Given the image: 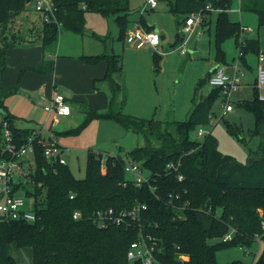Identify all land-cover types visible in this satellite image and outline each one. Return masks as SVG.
<instances>
[{"label":"trees","instance_id":"1","mask_svg":"<svg viewBox=\"0 0 264 264\" xmlns=\"http://www.w3.org/2000/svg\"><path fill=\"white\" fill-rule=\"evenodd\" d=\"M53 1L61 27L54 21L44 22L41 17L43 24L40 32L35 34V28H30L31 36L22 42L25 37L12 35L10 27L30 3L26 0H0V116L10 122L19 142L32 130L16 126V117L9 112L6 98L20 91L22 75L26 70L50 72L54 69V60L45 63L43 59L42 65L23 69L17 84L7 87L2 84V79L8 66V49L40 43L44 55L55 52L62 31L85 33V12L89 10L104 16L114 15L119 25L120 40H126L132 26L130 0ZM165 1L170 11L184 16V20H178L179 28L192 12L197 11L204 13L202 25L210 24L213 10L206 9L208 4L219 10L215 25V59L218 63H228L223 44L230 38L235 39L241 52L238 56L240 62L248 66V55L258 56L264 52V42L260 37L249 36L248 32H244L245 25L229 17L234 0ZM242 9L257 14L259 31L264 26V0H244ZM135 22L147 30L153 29L143 15ZM182 41L180 29L176 43ZM161 57L154 51L156 66H159ZM79 58L92 64L106 60L108 68L104 79L111 81L114 94L122 90L114 78L116 72L123 68L122 55L104 51ZM210 76L211 73L208 81ZM254 89L251 99L239 102L255 116V126L250 135L260 137L258 148L246 163L224 154L212 131L202 141L190 138V131L198 124L210 123V109L215 98L221 94V88L213 87L201 99L194 98L189 117L178 123L177 136L168 129L162 130L159 120L112 110L111 101L104 108L83 104L85 117L81 125L63 134L80 132L95 118L114 119L127 130L141 132L147 139L154 136L160 138L161 145H138L125 156L108 154L106 172L101 170L103 152L90 150L86 175L78 178L67 164L48 161L41 140L37 141L35 167L28 181L36 188L37 220L34 223L23 220L0 223V264H17L11 252L13 243L33 248V264H143L141 261L131 263L127 257L131 242L139 237L141 231L159 239V264H220L218 250L233 246L248 249L258 236L263 235L264 238V101L259 99L256 86ZM124 104L123 99L121 105ZM232 129L237 134L242 130L238 125L232 126ZM128 161L138 162L143 169H147L149 182L136 186L125 171ZM170 163L178 169L169 168ZM179 174L183 175V179L179 180ZM27 194L31 195L28 191ZM137 203L147 204V209L142 212L140 221L131 226L101 228L93 222L92 214L96 210H120ZM75 210L82 211L83 218L75 219ZM219 210L221 213L218 215ZM179 219L183 220L182 223L174 222ZM231 228L235 229L233 238L223 241V236ZM213 239L221 241L212 242ZM181 255L187 258L181 259ZM261 255H264V249ZM225 264L245 263L233 261Z\"/></svg>","mask_w":264,"mask_h":264},{"label":"rangeland","instance_id":"2","mask_svg":"<svg viewBox=\"0 0 264 264\" xmlns=\"http://www.w3.org/2000/svg\"><path fill=\"white\" fill-rule=\"evenodd\" d=\"M146 1H129L130 8L132 9L129 14L132 20L130 29L135 27V20L140 19ZM239 3V0H234L229 11V17L232 20L241 22L243 25L249 26L251 31L248 32V35L259 36L261 41L264 42V26L260 27L258 31L257 14L245 9L239 12L236 9L239 7ZM35 13L36 11L32 5L29 4L28 8L12 23L10 27L12 35H23L25 39L22 42L26 41L31 36L29 34V24L31 22L26 21V19L34 17ZM212 13L211 23L196 27L195 32L189 37L187 53L182 54L179 48L181 42L176 43V39L177 33L183 27L182 25L179 28L178 20H184V16L170 11L169 5L165 0H158V5L155 8L148 7L143 11L142 15L146 22L149 25L156 26L161 36H165V38H161L159 50L168 53L165 55L161 54L162 59L159 62V66H155L154 64V49L152 47L145 45L142 48H138L134 44L128 43L127 40L123 41L118 38L119 25L114 15L104 16L98 11H86L84 34L67 30L62 31L60 36L61 38L63 36L68 42V48L76 44V38H79L81 41L84 38L87 51L94 54L106 51L122 55L124 66L121 71L115 74L117 81L122 84V90L115 93L116 96L112 102L113 106L111 105V109L114 111L122 110L125 113L128 111L142 113L140 112L141 107L135 110V106H138L136 100L142 97L141 94L143 93V99L145 100L146 98L147 104L148 102L152 104V112L148 114V109L145 112L148 115L146 119L154 118L155 120H159L162 130L168 129L174 133V136H177L178 123L189 117L188 112L193 107L194 98L199 99L202 95L209 94L214 87L208 81L210 69L216 62L215 25L217 11H213ZM35 22H38V19ZM194 44L196 45V50L191 51ZM31 46H34V44L18 45L16 47L30 48ZM223 46L230 60L239 52L234 38L227 39ZM255 58L251 61L250 66L244 63L240 64V69L245 75L242 78L241 87L231 95L230 104L233 105V110L225 112V96L221 92L213 101L210 109L213 124H198L190 131V138L200 141L203 140V138L198 137L200 129L212 131L213 135L218 139L221 151L224 154L233 156L241 163L248 161L250 155L254 153L260 143L258 135H250L251 130L255 126L254 114L243 105H239V102L251 99L254 95L255 85L253 88L252 85L246 82L250 79L254 80L253 73H256V75L258 73L256 55ZM43 82L45 80H42ZM108 84L110 85L108 82L102 84L107 90L106 92L101 91V93L109 95L112 99L114 95L111 92V86ZM102 88L105 89L104 87ZM123 99L127 103L125 108L121 105ZM27 100L24 95H19L18 93L7 97L6 105H12L10 108L16 109L14 107L15 104L25 106ZM81 109H73L70 116L62 118L60 123L57 122L54 130L64 133L67 130L76 129L81 125L85 117L84 107L82 106ZM44 112L48 116L45 110ZM51 120L52 118H50L49 123H51ZM15 124L18 127L31 125L28 119L21 117L15 121ZM235 125L242 128L239 134L235 133L232 129V126ZM59 137L61 144L69 148V152L66 154L67 165L78 178H83L86 175L87 158L90 150L101 151L106 155L108 153H115L125 156L128 151L138 145H145L147 143L159 146L162 143L160 138L154 136L147 139L141 132L127 130L114 119L102 118H95L90 121L80 132L74 134L67 133V135L62 134ZM32 164L35 167L33 158ZM143 173L148 174L149 171L144 169ZM127 176L131 177L132 174L127 173ZM17 194L25 198L27 208L32 209L35 207L36 199L34 194H27L24 186L17 189ZM220 213L221 210L218 211V215ZM261 213H263L262 210ZM262 236L257 238L248 249L245 246H233L218 250L217 259L219 263L225 264L240 261L245 264H256L264 249V238ZM219 240L221 241V239H213L212 242ZM11 252L17 264H33L34 252L31 246L19 247L13 243Z\"/></svg>","mask_w":264,"mask_h":264},{"label":"built area","instance_id":"3","mask_svg":"<svg viewBox=\"0 0 264 264\" xmlns=\"http://www.w3.org/2000/svg\"><path fill=\"white\" fill-rule=\"evenodd\" d=\"M239 0L237 10L242 11V2ZM34 10L39 13L44 22L54 21L58 27H61V22L56 17V5L53 0H30L29 2ZM158 5V0H147L143 6L142 12L148 7L155 8ZM206 9L215 10L211 4L206 6ZM204 22V13L202 11L192 12L186 19L181 32L183 41L179 46L182 54L187 53V43L189 37L196 30V27ZM251 28L244 26V32H250ZM244 37V36H243ZM128 43L134 44L138 48L148 45L159 54H167L159 50L161 44V34L157 30H147L139 23L135 27L129 29L126 37ZM241 52L238 53V56ZM239 58V57H238ZM240 60L234 64V72L230 73L225 66H218L209 78V84L221 88V92L225 96V112L233 110V105L230 104L231 95L238 90L242 85L244 72L240 69ZM255 86L257 87L260 100L264 101V52L258 55V73ZM48 113L47 120L37 129H33L29 134L23 137V141L19 142L16 138L14 130L8 120L0 116V223L11 222L15 220H23L28 223H34L37 220L35 207L30 209L26 207L25 198L17 194V189L21 186H26L29 181V175L34 170L32 158L34 160L35 144L42 142L44 146V154L48 161L67 164L65 154L68 152L66 148L58 142L54 126L57 124L61 116L71 114V107L67 97L58 91L54 92L51 101L44 106ZM52 116V117H51ZM52 118L51 123H49ZM210 124H213V119H210ZM210 131L200 129L198 137L204 136ZM21 134V133H20ZM107 155L103 154L101 160V170L106 171ZM35 161V160H34ZM169 168L178 169L174 163L168 164ZM143 167L138 162L128 161L125 165L126 173H131L136 186H142L143 183L149 182L148 174L143 173ZM179 180L183 179V175H178ZM152 189L154 187L150 185ZM172 197V194L169 195ZM73 197V195H72ZM36 206V205H35ZM178 207V206H177ZM147 209V204L137 203L130 208L116 210L114 208L99 209L93 212L92 219L95 224L101 228H107L111 225L131 226L133 223L140 221L142 212ZM75 219L83 218V213L80 210H75L73 213ZM264 229V221L262 222ZM235 229L226 233L222 240L227 241L233 238ZM257 238H260L258 236ZM161 250L159 239L150 234L140 232L139 237L132 241L127 251V257L131 263L141 261L143 264H159L157 252ZM181 259H186L184 255Z\"/></svg>","mask_w":264,"mask_h":264},{"label":"crops","instance_id":"4","mask_svg":"<svg viewBox=\"0 0 264 264\" xmlns=\"http://www.w3.org/2000/svg\"><path fill=\"white\" fill-rule=\"evenodd\" d=\"M37 19L38 22H35ZM26 21L31 22V24H29L30 28H35L36 34L40 32L43 22L39 13L36 12L34 17L26 19ZM135 21H139V20H135ZM136 23L138 22H135V24ZM40 25L41 27H39ZM161 38H165V36L163 35L161 36ZM67 46H68V42L65 40V38H63V36L62 38L60 36L56 51L52 53L48 52V54L45 55L42 52L40 43H36L34 44V46H31L30 48L14 47L8 49L7 51L8 66L4 72V76L2 79V84L7 87L14 86L17 84L19 76L23 69L31 66H40L43 63V59H45V63L47 61L54 60V69L51 70L50 72L41 73L34 70H26L23 73L21 79V88L18 93L19 95H24L28 99L27 103H25V106H18L19 104L18 105L15 104L14 107H16V109H11L10 107L12 105L7 106L9 112L16 117V120L21 117L28 119L31 123V125L25 127L17 126L18 128L27 129V130H33L39 128L48 118V116L44 114L45 113L44 106H46L51 101V98L53 97L55 91L61 92L67 97L71 107V114L73 112V109L76 108L81 109L83 104H88L97 108H104L108 104H110L109 103L110 101L111 103L113 102L116 95L114 94L112 83L111 81L104 79V76L108 68L107 61L102 60L99 63L92 64L80 59L79 57L81 55H94V53L86 50L84 38L82 41L79 38H76V44H74L71 48H68ZM193 50H196L195 44L191 48V51ZM251 55L247 56L249 66L250 63H252L251 61L256 59L255 55L252 57ZM153 59H154V53H153ZM238 59L239 58L237 53V55H234L231 60L228 59V63L226 64H221L216 61L214 65H212L209 75L210 73L212 74L218 66H225L228 72L230 73L234 72L235 71L234 64L235 62H237ZM257 61H258V56H257ZM122 66H124L123 61H122ZM253 76H254L253 78L254 80L250 79L246 83L252 85V87L254 88L257 78L256 73L255 74L253 73ZM114 78L118 83V85L120 86V88H122V84L117 81L115 75ZM42 80H45V82L42 83ZM106 81L110 83V85L109 84L108 85L111 86V92L114 95L112 99L110 98L109 95L107 94L105 95L101 93V91L106 92L107 90L106 87L102 85L103 83H107ZM102 87H104L105 89H103ZM141 95L142 97L136 100L138 106H135V110H138L141 107L140 112L142 113H139L137 111H128L126 112V114L134 115L139 118H148L147 117L148 115H146L145 112L147 109L149 112L148 114L152 112V104H149V102L147 104V102L145 101L146 98L145 100L143 99V93ZM203 96L206 95H202L201 97H199V99H201ZM126 106L127 103L125 102L124 108ZM70 115L61 116L58 123L61 122L62 118H67ZM62 134L63 133L61 132H56L58 142L69 152V148L62 145L60 142L59 136H61ZM66 154H65V158H66ZM108 154L117 155L115 153H108Z\"/></svg>","mask_w":264,"mask_h":264},{"label":"water","instance_id":"5","mask_svg":"<svg viewBox=\"0 0 264 264\" xmlns=\"http://www.w3.org/2000/svg\"><path fill=\"white\" fill-rule=\"evenodd\" d=\"M26 2L29 3L30 0H26ZM153 29L158 30V28L156 26H153ZM25 188L31 194H35V192H36V188L33 185L28 184L25 186ZM182 221H183L182 219H179V220H175L174 222L175 223H182ZM256 264H264V255L260 256V258L257 260Z\"/></svg>","mask_w":264,"mask_h":264}]
</instances>
